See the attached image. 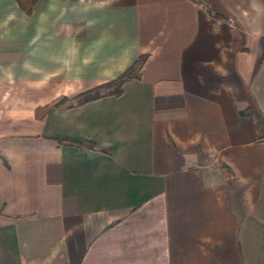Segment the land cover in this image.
Masks as SVG:
<instances>
[{
	"label": "crops",
	"instance_id": "1",
	"mask_svg": "<svg viewBox=\"0 0 264 264\" xmlns=\"http://www.w3.org/2000/svg\"><path fill=\"white\" fill-rule=\"evenodd\" d=\"M0 264H264V0H0Z\"/></svg>",
	"mask_w": 264,
	"mask_h": 264
},
{
	"label": "trees",
	"instance_id": "2",
	"mask_svg": "<svg viewBox=\"0 0 264 264\" xmlns=\"http://www.w3.org/2000/svg\"><path fill=\"white\" fill-rule=\"evenodd\" d=\"M38 0H18L19 6L22 10H24L27 14L31 12V9L33 5ZM210 14H213L211 11H209ZM143 58H140L138 61H136L132 66H130L127 70H125L121 75H119L114 80H111L105 84H102L92 90L83 92L79 95H77L75 98L77 99L76 105H81L83 103L96 100L102 96V91H107V94H114L119 95L122 92V86L125 81H127L130 78L137 77L139 65L141 64ZM69 99L68 98H62L59 102L55 104V106H59L63 103H66Z\"/></svg>",
	"mask_w": 264,
	"mask_h": 264
}]
</instances>
